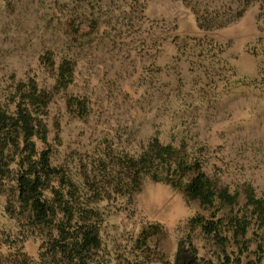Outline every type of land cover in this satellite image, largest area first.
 Returning a JSON list of instances; mask_svg holds the SVG:
<instances>
[{
  "label": "rangeland",
  "instance_id": "1",
  "mask_svg": "<svg viewBox=\"0 0 264 264\" xmlns=\"http://www.w3.org/2000/svg\"><path fill=\"white\" fill-rule=\"evenodd\" d=\"M206 1H201L203 9ZM86 3L0 0V93L13 92L10 86L28 74L46 75L40 58L49 51L70 53L77 61L74 83L67 93L56 94L50 107L48 139L57 158L72 152L95 156L108 144L131 149L153 135L164 138L189 128L195 135L190 144L206 146L209 169L215 173L220 168L232 192H242L250 184L264 199V97L242 88L214 101L213 88L202 87L198 71L190 69L185 54L175 49L183 38L208 35L226 47L225 58L240 76L256 77L264 63V26L258 7H250L221 29L205 30L196 15L198 0ZM71 94L87 101L84 117L77 108L66 106ZM198 103H203L199 110ZM181 109L187 115L173 113ZM3 190L0 187V260L41 264V239L27 234L20 220L6 212ZM183 196L190 211L178 222L168 221L163 211L141 206L137 197L132 205L117 198L107 208V238L121 244L126 237H136L144 224L161 223L165 232L156 242L169 260H174L179 242L190 236L198 256L212 264H264V228L252 224L239 239L233 231L224 232V246L200 230L190 234L187 221L211 212ZM244 202L242 194L236 212Z\"/></svg>",
  "mask_w": 264,
  "mask_h": 264
},
{
  "label": "trees",
  "instance_id": "2",
  "mask_svg": "<svg viewBox=\"0 0 264 264\" xmlns=\"http://www.w3.org/2000/svg\"><path fill=\"white\" fill-rule=\"evenodd\" d=\"M204 4V9L201 5L196 11L201 29H221L255 5L264 26V0H207ZM175 49L185 54L190 69L198 71L202 87L213 88L214 101L242 88L264 97V63L256 77H242L225 58L226 47L208 35L183 38ZM40 62L46 75L28 74L10 86L13 92L0 93V187L6 192V212L20 220L27 234L41 239V264H212L198 256L190 236L179 242L174 260H169L156 242L165 232L161 223L144 224L136 237H126L118 246L109 241L108 205L117 198L132 205L148 176L171 184L203 211L211 212L187 221L190 234L200 230L224 246V232L233 231L239 239L252 224L264 228V199L250 184L242 192H232L220 168L215 173L209 169L206 146L190 144L195 135L189 128L164 138L153 135L131 149L108 144L95 156L72 152L59 160L48 139L50 107L54 96L67 93L74 83L77 61L70 53L49 51ZM202 104L198 103V110ZM183 105L180 101L179 107ZM66 106L77 108L82 117L88 111L87 101L73 94L68 95ZM173 113L187 115L183 109ZM242 194L245 202L236 212Z\"/></svg>",
  "mask_w": 264,
  "mask_h": 264
},
{
  "label": "clouds",
  "instance_id": "3",
  "mask_svg": "<svg viewBox=\"0 0 264 264\" xmlns=\"http://www.w3.org/2000/svg\"><path fill=\"white\" fill-rule=\"evenodd\" d=\"M137 202L153 212L163 211L168 221L178 222L190 211L183 194L171 184L148 176L141 182L136 193Z\"/></svg>",
  "mask_w": 264,
  "mask_h": 264
}]
</instances>
